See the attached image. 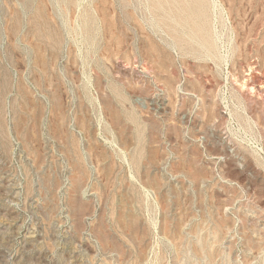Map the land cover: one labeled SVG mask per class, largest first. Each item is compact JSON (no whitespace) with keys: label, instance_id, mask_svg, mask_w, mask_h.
I'll use <instances>...</instances> for the list:
<instances>
[{"label":"rangeland","instance_id":"1","mask_svg":"<svg viewBox=\"0 0 264 264\" xmlns=\"http://www.w3.org/2000/svg\"><path fill=\"white\" fill-rule=\"evenodd\" d=\"M0 264H264V0H0Z\"/></svg>","mask_w":264,"mask_h":264}]
</instances>
